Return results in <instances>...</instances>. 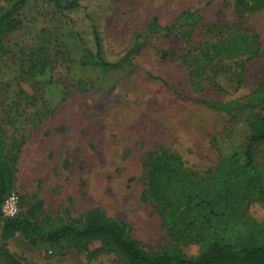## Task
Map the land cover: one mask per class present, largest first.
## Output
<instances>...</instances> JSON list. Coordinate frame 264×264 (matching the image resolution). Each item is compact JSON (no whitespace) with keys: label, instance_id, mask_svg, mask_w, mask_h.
I'll return each instance as SVG.
<instances>
[{"label":"rangeland","instance_id":"rangeland-1","mask_svg":"<svg viewBox=\"0 0 264 264\" xmlns=\"http://www.w3.org/2000/svg\"><path fill=\"white\" fill-rule=\"evenodd\" d=\"M79 2L84 10L72 14L75 22L69 24L42 0H30L18 14L20 28L7 36L8 53L0 59V78L10 79L8 87H0V128L15 144L10 193L19 200L16 216L38 205L39 220L57 225L99 208L124 222L145 251L177 247L194 257L200 242L172 237L163 206L149 198L143 158L170 153L200 173L223 170L236 137L247 130V140L251 121L264 122L263 105L226 113L202 103H243L264 90V6L251 10L249 0ZM10 3L0 0V8ZM185 11L198 14L200 22H193L194 15H182ZM153 17L158 19L157 32L145 34ZM94 20L110 60L125 53L137 32L145 34V44L133 56L132 73L122 71L107 82L77 90L78 35L85 30L89 40ZM186 29L191 30L189 37L183 34ZM236 31L258 36L257 58L206 56L211 43ZM161 50L176 55L163 59ZM85 75L96 80L89 72ZM255 147L253 160L259 164L264 142ZM248 213L262 221L264 205L251 203ZM3 218L0 206V235ZM0 264L124 262L100 242H91L87 250L32 246L15 234L6 242L0 239Z\"/></svg>","mask_w":264,"mask_h":264},{"label":"trees","instance_id":"trees-1","mask_svg":"<svg viewBox=\"0 0 264 264\" xmlns=\"http://www.w3.org/2000/svg\"><path fill=\"white\" fill-rule=\"evenodd\" d=\"M29 1L11 0L10 4L0 8V59L8 53L7 36L20 28L18 14ZM42 1L52 9L54 15L69 24L75 22L72 14L84 10L79 0ZM249 1L251 10L264 6V0ZM103 6L106 8L108 3ZM182 15L190 17L194 14L185 11ZM85 18L92 20L88 15ZM192 20L198 23L201 17L195 14ZM89 27L90 39L83 34L85 30H80L76 44L79 51L78 67L74 70L78 73L75 77L77 90H86L99 80L107 82L113 74L122 71L132 73L133 56L145 44L141 39L145 34H156L158 19L153 17L150 20L145 34H134L131 45L116 60L104 56L102 29L96 20ZM171 28L172 25L165 30ZM183 34L189 37L191 30L186 29ZM260 50L256 34L236 31L226 39L211 43L206 56L224 60L245 57L251 61L259 56ZM159 54L163 59L176 55L171 50H161ZM188 58L192 65L194 60ZM86 72L93 74L96 80L90 81ZM7 80L10 79L0 78L1 88L8 87ZM202 103L213 110L231 113L237 107L264 106V90L243 103ZM248 126L251 136L245 140L246 130L245 134L240 133L236 137V145L223 170L200 173L189 169L180 157L170 153H148L143 158V164L148 169L149 198L163 206V220L172 237L200 242V251L194 257L187 256L177 247L159 252L145 251L128 234L124 222L107 216L99 208L86 211L79 220L45 225L38 218V205H32L21 216L3 218L0 239L6 242L19 234L32 246L66 245L78 250H87L91 242H100L113 250L124 264H264V220L259 221L248 213L251 203L264 205V161L257 164L253 160L255 145L264 142V122L255 120ZM14 147L15 144L5 137L0 128V206L10 194L14 176ZM241 149H247L242 160L239 159ZM4 256L14 261V257L8 253Z\"/></svg>","mask_w":264,"mask_h":264},{"label":"built area","instance_id":"built-area-1","mask_svg":"<svg viewBox=\"0 0 264 264\" xmlns=\"http://www.w3.org/2000/svg\"><path fill=\"white\" fill-rule=\"evenodd\" d=\"M19 210V200L16 194L10 193L1 205V212L4 218H13Z\"/></svg>","mask_w":264,"mask_h":264}]
</instances>
